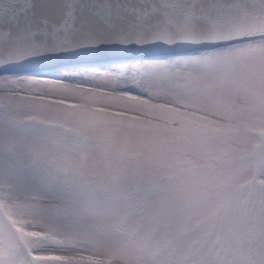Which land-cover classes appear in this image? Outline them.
<instances>
[{
    "label": "snow or ice",
    "instance_id": "obj_1",
    "mask_svg": "<svg viewBox=\"0 0 264 264\" xmlns=\"http://www.w3.org/2000/svg\"><path fill=\"white\" fill-rule=\"evenodd\" d=\"M101 46L165 51L0 77V264H264V0H0L5 72Z\"/></svg>",
    "mask_w": 264,
    "mask_h": 264
},
{
    "label": "water",
    "instance_id": "obj_2",
    "mask_svg": "<svg viewBox=\"0 0 264 264\" xmlns=\"http://www.w3.org/2000/svg\"><path fill=\"white\" fill-rule=\"evenodd\" d=\"M164 51L148 46L143 49L134 48L129 50H117L112 46H101L92 51L78 50L76 55L62 57L59 60H39L31 64L23 63L8 72L0 68V74H40L45 71L78 65H105L120 61L163 58Z\"/></svg>",
    "mask_w": 264,
    "mask_h": 264
},
{
    "label": "rangeland",
    "instance_id": "obj_3",
    "mask_svg": "<svg viewBox=\"0 0 264 264\" xmlns=\"http://www.w3.org/2000/svg\"><path fill=\"white\" fill-rule=\"evenodd\" d=\"M138 60H129V61H125V62H132L135 63ZM120 63V62H119ZM115 64V63H114ZM77 69V70H74ZM84 67H69V68H65V69H61V70H57L55 72H53L52 76H48L46 78L48 79H53V80H65L66 82H82L84 80L90 79L93 76V73L91 71H83ZM92 68V67H89ZM98 68V67H97ZM100 71H106L109 70L108 66L107 67H99ZM7 76L10 79H17V78H23V77H31V76H35V75H25V74H0V77H4ZM75 76L74 80H70L69 77Z\"/></svg>",
    "mask_w": 264,
    "mask_h": 264
}]
</instances>
